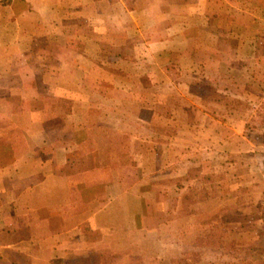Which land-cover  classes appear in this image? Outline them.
<instances>
[{
	"label": "crops",
	"instance_id": "0c3cea01",
	"mask_svg": "<svg viewBox=\"0 0 264 264\" xmlns=\"http://www.w3.org/2000/svg\"><path fill=\"white\" fill-rule=\"evenodd\" d=\"M130 31L136 35L132 43L162 47L165 55L180 60L171 61L177 74L170 78L186 106L187 130H154L151 156L160 159L162 147L181 146L185 168L172 166L174 153L168 172L160 163L147 171L138 161L116 167L109 159L100 165L91 149L93 167L77 171L71 154L87 143L95 147V128L130 125L126 109L140 91L128 87L127 71L100 64L144 65L149 58L98 54L113 47L108 33ZM197 65H202L200 76ZM148 68L152 74L137 71L136 85L145 75L152 83L168 79L155 60ZM194 80L201 86L194 87ZM262 110L264 0H133L131 10L122 0H0V264H142L128 261L130 248L115 252L113 242L115 230L123 231L130 219L144 222L146 215L153 222L146 233L154 239L168 217L164 251L170 258L204 253L208 249L177 248L171 242L178 212L183 219L193 217L187 172L208 158L221 175L222 194L225 184L238 187L244 178L246 186L255 184L264 140L253 127ZM143 123L137 117L131 125ZM128 139L134 149L121 146L120 151L136 160L139 141L125 137L127 145ZM151 170L168 174L169 191L163 188L148 202L138 196L144 191L138 176ZM179 180L185 181L182 201ZM262 187L260 182L242 192L238 210L246 222L260 221ZM117 253L123 256L114 263Z\"/></svg>",
	"mask_w": 264,
	"mask_h": 264
},
{
	"label": "rangeland",
	"instance_id": "374dc122",
	"mask_svg": "<svg viewBox=\"0 0 264 264\" xmlns=\"http://www.w3.org/2000/svg\"><path fill=\"white\" fill-rule=\"evenodd\" d=\"M196 19H200V17H194L193 20ZM198 33L199 38H201V32ZM108 34L106 39L113 41V47L101 48V52L98 51V54L103 55L105 53L102 52L107 51L106 56H113L115 54L146 56V60L149 58V62L151 63L145 62L144 65L143 63L137 65L134 64V62L119 63L118 61H110L100 64V67L103 68H110L111 66L119 70L122 69L127 71L130 81L128 87H130L131 90L139 89L140 92L138 95H133L136 99H131L128 109H126L130 116V125L122 128H113L112 130L110 128H95L94 140L97 144L95 143V147H92V143H87L82 150L74 151L70 157L73 167L77 171L93 167V160L91 156L87 154V152L92 149L96 150L97 162L100 165H105L109 159L113 166L116 167L131 165L132 162L136 164L138 161V165L144 167V170L147 171L148 168L159 166L160 163L162 171L166 172L169 171L168 168L170 167L169 155L172 158L174 153L176 157L172 159V166L176 164L181 165L183 170V168H185V159L181 146H176V148L171 147L170 150L169 146L162 147L160 159L151 156L153 153L152 148L154 149L152 146V139L156 136L154 130L160 129L162 133L166 130L168 133L169 129L178 131L187 130L185 122L183 121V115L186 114V106L182 97L176 96V85L173 84L174 79L170 78L172 73L174 75L177 74L174 69V64H172L171 61L178 62L180 60L177 58L172 60L169 56L171 54L165 55L166 51L162 47L140 46L132 43L131 39L136 37L133 31L125 34L112 32L111 36L110 33ZM196 34L197 31H193V35L197 36ZM196 51L197 48H194L193 52ZM103 59L107 60V57ZM154 60L156 61V66L163 69L168 79L158 80L157 83H152L147 75H145L143 78L139 79L140 84L136 85L138 82V80L136 82L137 71L147 72V74L151 73H148L150 69H147V66L151 65ZM201 67L200 65L195 67L194 71L198 76L203 73ZM98 71L103 73L100 69H98ZM201 84L202 83L197 80L193 82L194 87H199ZM152 92L154 96H151ZM132 101H137L139 103L132 104ZM99 102L102 101H98L97 104H99ZM258 113L264 115V110ZM137 117L144 120L143 126L135 127L131 125L132 120L137 119ZM257 122L259 125L253 127L254 131L264 140V116ZM153 123H155L154 126ZM118 131L123 132L120 133ZM125 137L135 138L139 141L138 146L135 147H137L139 151L137 153L138 157L142 156L144 159L137 160L138 157L136 160H130V157L128 159L124 158V155L120 151L121 146H128L130 151L134 149L129 139L127 145ZM109 144H111V148ZM111 149L113 150V157L108 158ZM262 157L263 159L260 163L261 171L260 173L258 172L255 184L252 183L246 186L243 183H248V180L244 178L242 179L243 183L238 187H228L225 184L223 194L220 185L222 179L221 175L214 172V169L209 164L210 159H204L201 168H190L188 170L187 177L193 182L187 190L190 199L194 203L193 217L183 219L178 212L177 220L171 224L173 228L172 232L175 236L171 238V242L174 240V244L177 245V248L186 246L188 249V246H198L208 249L204 253L191 254L192 251H190V253L186 255L180 256L177 254L176 257L170 258L169 255L165 253L166 251H164L168 248L169 241L168 231L170 224L167 219L168 217L165 219L168 223L165 222V224H162L164 225L162 226V228H164L163 233L158 239H154L155 237L151 234L147 235L146 233V230L151 229L153 226V222L146 221L149 215L145 216L144 222L139 218V221L134 224L130 219L129 223L124 226L125 228L123 231L121 228L114 231L117 232L115 234L118 236V239H115L116 243L113 242L115 247L114 251L130 248L132 253L130 252V255L127 256L128 261L132 263L141 262L142 264H264V206L262 208L260 221L257 223L246 222L242 218L243 212L238 210L240 207L238 202L243 204L242 192L248 188L253 189L254 185L258 186L260 182L263 183V191H259L258 196L264 205V152ZM152 170L149 174L146 172L144 175L138 176L139 184L144 188V191H134L138 192V196L142 193L144 199L148 202L153 201V195L160 192L163 188L166 193L169 191L168 174H162L161 176L153 175ZM128 177L131 178V176ZM177 184L178 187L181 186L178 188L181 194L177 192V195L181 197L182 201L184 197L182 189L185 181L179 180ZM181 201L179 200L178 203L179 208L183 207ZM210 204H212V206ZM221 206H224L223 213L220 212ZM78 207H80V205H78ZM148 207L149 206L146 208ZM151 209L152 208H148V210ZM80 210L83 211L84 208L82 207ZM238 218L243 221L237 222ZM258 224L260 226L257 228ZM114 225L118 226L121 224L118 222ZM125 231L126 233L124 234ZM142 231H144L143 234H141ZM122 256L123 255L120 253L114 254V263L122 259Z\"/></svg>",
	"mask_w": 264,
	"mask_h": 264
},
{
	"label": "trees",
	"instance_id": "16d2710c",
	"mask_svg": "<svg viewBox=\"0 0 264 264\" xmlns=\"http://www.w3.org/2000/svg\"><path fill=\"white\" fill-rule=\"evenodd\" d=\"M115 1V0H111ZM124 4L126 5V8L131 10L133 8V0H122Z\"/></svg>",
	"mask_w": 264,
	"mask_h": 264
}]
</instances>
